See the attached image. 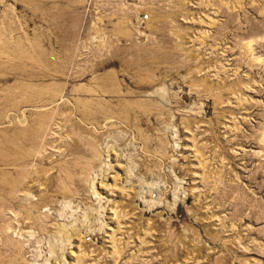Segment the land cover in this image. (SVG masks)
<instances>
[{"label": "rangeland", "instance_id": "rangeland-1", "mask_svg": "<svg viewBox=\"0 0 264 264\" xmlns=\"http://www.w3.org/2000/svg\"><path fill=\"white\" fill-rule=\"evenodd\" d=\"M0 264H264V0H0Z\"/></svg>", "mask_w": 264, "mask_h": 264}]
</instances>
